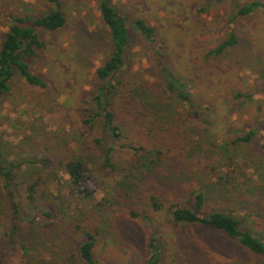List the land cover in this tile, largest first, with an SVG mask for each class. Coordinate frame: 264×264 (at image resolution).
Instances as JSON below:
<instances>
[{
  "label": "rangeland",
  "instance_id": "374dc122",
  "mask_svg": "<svg viewBox=\"0 0 264 264\" xmlns=\"http://www.w3.org/2000/svg\"><path fill=\"white\" fill-rule=\"evenodd\" d=\"M61 3L67 25L43 33L46 46L32 64V71L46 79L47 87L29 85L18 75L11 91L0 99L4 158L12 162L48 158L49 162L47 166L26 163L16 172L19 218L14 217L12 199L0 184V264H79L74 253L81 237L72 224L92 213L99 214L95 255L102 262L145 264L153 235V228L142 219L148 216L166 240L163 264H264V256L221 232L175 226L166 207L154 211L147 201L157 193L168 206L184 201L192 190H205V213L217 209L238 218L247 216L244 228L264 240V12L233 18L236 9L231 0H112L122 12L143 18L157 29L173 70L192 84L190 93L204 105L203 115L209 122L189 119L188 105L178 106L188 136L197 142L201 134L203 143L191 148L193 160L188 164L167 159L135 174L128 198L118 193L123 189L120 170L110 175L102 168L103 147L94 143L99 133L87 135L82 123V115L93 110L86 99L96 91V70L111 53L108 28L96 0ZM201 7L206 8L203 14L198 13ZM47 9L46 0H0V42L9 30L8 14L42 16ZM231 30L240 43L217 57L208 55ZM134 73H140L151 87H161L151 51L139 36L126 72ZM238 92L251 98H238ZM252 130L257 133L250 141L233 143ZM70 153L81 156L94 171L100 184L94 201L70 195L69 177L55 162ZM115 155L119 168L130 159L120 147ZM206 158L215 171L196 164L197 159ZM34 183L36 199L30 201L26 187ZM106 198L112 202L109 210L97 206ZM54 199L62 201L65 219L54 211ZM47 208L53 210L54 218L42 215Z\"/></svg>",
  "mask_w": 264,
  "mask_h": 264
},
{
  "label": "trees",
  "instance_id": "16d2710c",
  "mask_svg": "<svg viewBox=\"0 0 264 264\" xmlns=\"http://www.w3.org/2000/svg\"><path fill=\"white\" fill-rule=\"evenodd\" d=\"M96 1L101 20L109 31L111 53L96 70V91L93 96L86 99L87 103L93 105V110L82 115V123L87 135L95 136L99 133V136L94 137V143L103 147L102 168L110 175L120 170L119 183L122 184L123 189L119 188L118 193L121 197L129 198L128 191L132 188V184L134 185L135 174L148 172L160 161L167 159L188 164L193 160L191 148L203 143L201 134L198 135L197 142L188 136V129L180 122L178 106L188 105L189 119L204 125H208L209 122L203 115L204 105L197 102L190 93L192 84L173 70L168 48L158 38L157 29L143 18H132L131 15L122 12L112 0ZM231 1L236 9V12L232 13L233 18L249 17L256 12H264L263 0L244 3H240V0ZM46 2L48 9L42 16H34L31 13L8 14L9 30L0 42V99L11 91V83L18 75L29 85L40 88L48 85L44 77L32 71V64L41 57L40 52L46 46L43 33L62 30L67 25V18L62 10L61 0H46ZM205 12L204 7L198 9L200 14ZM136 36L141 37L151 51L161 81L160 88L151 87L140 73L131 76L126 74ZM239 43V37L231 30L228 37L208 55L217 57ZM237 97H245L247 101L251 98L240 92L237 93ZM33 130L35 131L36 128ZM256 133V130H252L236 138L233 143L248 142ZM117 147L127 150L130 155L126 165L120 168L115 162ZM55 162L57 167L69 177L67 187L70 195L81 200H95L100 184L94 171L81 156L70 153L59 157ZM211 162L210 158L196 160V164H206L203 169L212 167L210 169L215 171L216 167L211 166ZM26 163H40L47 166L49 162L48 158L12 162L6 160L0 150V184L3 192L12 199L15 218H19L20 210L14 193L15 188L20 186V183L16 182V172ZM36 186L37 184L34 183L26 187V197L30 201L36 199ZM207 200V192L201 189L192 190L184 201H174L168 206H165L157 193L151 194L147 199L154 211H161L166 207L167 215L175 226H202L221 232L250 252L264 256V240L259 239L243 226L247 216L238 218L217 209L207 214L205 213ZM53 202L58 218L62 216L59 219H65L62 201L54 199ZM111 204V200L106 198L97 206L109 210ZM47 209L48 211L43 212L42 215L46 218H54L53 210ZM131 215L135 218L140 217L135 212ZM83 216L72 224L74 232H78L81 237L74 253L78 263L109 264L98 260L95 255L100 229L97 222L99 214ZM142 219L153 228L145 264H163L166 240L159 234L151 218L142 216ZM10 237L12 242L16 240L14 230L10 233ZM22 248L28 251L26 247L22 246Z\"/></svg>",
  "mask_w": 264,
  "mask_h": 264
}]
</instances>
